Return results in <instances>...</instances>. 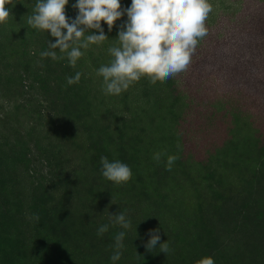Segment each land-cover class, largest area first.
I'll return each mask as SVG.
<instances>
[{"label":"rangeland","instance_id":"rangeland-1","mask_svg":"<svg viewBox=\"0 0 264 264\" xmlns=\"http://www.w3.org/2000/svg\"><path fill=\"white\" fill-rule=\"evenodd\" d=\"M69 0V20L78 15ZM122 9L131 0H120ZM212 11L182 71L105 95L109 40L73 68L42 58L54 37L28 25L37 0H13L0 24V264H113L110 214L131 227L115 264H264V0H209ZM99 34V33H95ZM58 55L59 50H56ZM81 72L78 84L66 77ZM157 152L165 153L159 161ZM179 157L167 170V157ZM102 156L132 170L117 185ZM39 216V221L31 219ZM109 224V231L97 229ZM157 248L147 251L150 230ZM168 242L170 251L160 252Z\"/></svg>","mask_w":264,"mask_h":264},{"label":"clouds","instance_id":"clouds-1","mask_svg":"<svg viewBox=\"0 0 264 264\" xmlns=\"http://www.w3.org/2000/svg\"><path fill=\"white\" fill-rule=\"evenodd\" d=\"M13 0H0V24H4L9 16ZM69 0H37L32 15L28 17V25L36 30L50 33L56 42L48 41V50L42 51V58L52 60L68 59L75 68L78 60L91 45H101L109 40L105 35L101 22L108 25L111 31L116 21L126 13L128 20L118 32L117 46L108 48L112 59L102 65L97 75L103 78L102 91L105 95L119 96L129 87L148 78L152 83L164 82L176 74L185 71L191 57L201 39L208 32L205 26L212 5L209 0H131V6L122 9L120 0H78L73 5L78 9L74 20H69L65 9ZM99 33V34H95ZM59 50V55L56 50ZM82 73L66 77L68 85L78 84ZM165 153L157 152L153 159L159 161ZM179 157H167V170ZM102 176L117 185L127 183L132 178L131 168L122 161L100 159ZM39 221L38 215L30 217ZM115 225L122 230L114 236L113 254L110 259L115 264L119 261L124 248L126 230L131 227L127 210L110 214ZM109 231V224L97 229V235L103 236ZM151 239L145 245L147 251L157 248L160 240L159 229L150 230ZM160 252L170 251L168 242L159 245ZM196 264H215L211 256H206Z\"/></svg>","mask_w":264,"mask_h":264}]
</instances>
